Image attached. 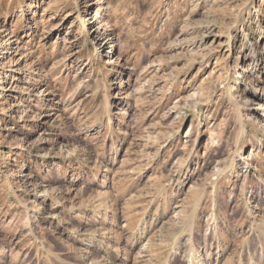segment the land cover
Instances as JSON below:
<instances>
[{"label": "rangeland", "instance_id": "rangeland-1", "mask_svg": "<svg viewBox=\"0 0 264 264\" xmlns=\"http://www.w3.org/2000/svg\"><path fill=\"white\" fill-rule=\"evenodd\" d=\"M188 261L264 264V0H0V264Z\"/></svg>", "mask_w": 264, "mask_h": 264}, {"label": "bare ground", "instance_id": "bare-ground-1", "mask_svg": "<svg viewBox=\"0 0 264 264\" xmlns=\"http://www.w3.org/2000/svg\"><path fill=\"white\" fill-rule=\"evenodd\" d=\"M251 110H252V109H251ZM252 111H254V110H252ZM248 165H249V164H248ZM187 264H194V262H193V261H188Z\"/></svg>", "mask_w": 264, "mask_h": 264}]
</instances>
